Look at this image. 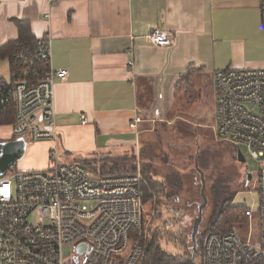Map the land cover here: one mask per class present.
<instances>
[{
  "label": "crops",
  "instance_id": "0c3cea01",
  "mask_svg": "<svg viewBox=\"0 0 264 264\" xmlns=\"http://www.w3.org/2000/svg\"><path fill=\"white\" fill-rule=\"evenodd\" d=\"M259 2L0 0V47L16 42L18 22H27L35 39L49 35L51 68L69 71L55 81L57 138L25 147L30 171L47 170L56 150L61 161L84 162L98 175L127 172L144 134L173 129L175 155L184 154L178 144L196 133L208 138L215 128L207 120L212 109L216 117L215 75L264 70ZM157 28L176 32L172 47L146 41ZM10 69L9 58L0 60V80L10 78ZM137 118V129L130 128Z\"/></svg>",
  "mask_w": 264,
  "mask_h": 264
},
{
  "label": "built area",
  "instance_id": "2783aa9c",
  "mask_svg": "<svg viewBox=\"0 0 264 264\" xmlns=\"http://www.w3.org/2000/svg\"><path fill=\"white\" fill-rule=\"evenodd\" d=\"M259 3L264 27V0ZM175 34L157 28L145 39L170 48ZM51 53L49 35L17 45L12 74L0 80V122L13 114V141L27 145L57 138L55 81L68 78L69 71L53 70ZM128 63L135 65L133 59ZM215 82L217 136L245 147L256 163L263 230L255 245L241 242L236 233L208 234L203 261L264 264V70L220 71ZM87 123L82 116V124ZM140 123L137 118L130 128ZM50 159L47 170L0 177V264H138L143 249L132 234L142 231L145 215L141 172L98 175L80 163L61 161L56 150ZM66 246L73 249L69 257L63 253Z\"/></svg>",
  "mask_w": 264,
  "mask_h": 264
},
{
  "label": "rangeland",
  "instance_id": "374dc122",
  "mask_svg": "<svg viewBox=\"0 0 264 264\" xmlns=\"http://www.w3.org/2000/svg\"><path fill=\"white\" fill-rule=\"evenodd\" d=\"M5 78L8 79L1 77V79ZM207 120L212 123V127H215L211 130L210 136L200 139L198 138L199 133H196L195 137L183 140L185 142L178 146H184V154L180 151L179 155L174 154L175 145L171 133L173 129H167V131L159 129V132L142 135L140 155L137 160H130L126 163L131 171L120 172L122 174L149 171L154 181L161 183H164L167 178L174 181V175L182 180L184 187L178 192V204L174 201V196L167 197L169 191L164 187L154 192L145 203L143 232L146 231L147 235H158L165 229L160 245L170 254L185 255L192 251V229L198 215V205L202 203L201 174L204 180H207L208 186L214 188L213 199L218 198L222 202L230 203L232 207L247 208L252 211L253 216L245 218V221L235 229L241 242L253 245L261 242L263 224L259 213L260 199L255 190L256 163L251 160L246 148L242 147L246 164L253 175L252 181L247 185L246 167L236 158L237 147L217 136V120L213 109L209 112ZM10 138L12 139L10 128L7 126L0 128V140H2L0 145L11 140ZM161 161L164 164H161ZM50 163L49 166H51ZM33 166L29 165L27 156L18 161L15 167L9 169L7 173L11 175L14 171H30ZM196 166L199 172L195 169ZM174 168L179 171L174 173ZM85 204L90 206L89 203ZM209 212V208L204 211V219L198 235L199 244L208 235L205 227ZM63 253L65 257H69L73 253L72 246L64 247Z\"/></svg>",
  "mask_w": 264,
  "mask_h": 264
},
{
  "label": "trees",
  "instance_id": "16d2710c",
  "mask_svg": "<svg viewBox=\"0 0 264 264\" xmlns=\"http://www.w3.org/2000/svg\"><path fill=\"white\" fill-rule=\"evenodd\" d=\"M18 24L20 29L19 39L14 43H9L6 46L0 47V60H5L9 58L11 63V69H10L11 71H13L14 68L13 54L16 50L17 45L20 44L31 45L33 44L34 40H36L31 35L30 25L27 22H18ZM13 123H14V117L12 114V116L10 115V117L6 119L5 122H0V127L7 126L12 130ZM12 141L13 139L8 140V142H12ZM1 142L2 140H0V143ZM79 163L82 164V162ZM82 165L87 167V164H85L84 162ZM195 169L198 171L199 170L198 166H196ZM130 171L131 170H127V172ZM117 174H120V172L116 171L115 169V171H111L108 175H117ZM142 174L144 178V182L141 189L143 192V202H144L143 204H145L146 201L150 199V196H153L154 192H156L157 190L163 187L167 188V190L169 191V195L167 197L172 198L174 196V201H176V204H178L177 203L178 192L179 190H181L182 187H184L182 180L174 182L172 181V179L167 178V180H165L164 183H161V182H155L153 179V175H151L152 173L149 171H142ZM205 184H206L205 196L208 199V205L206 208L210 209L209 212L210 214L206 222L205 232L208 234L209 233L228 234L235 232L237 226L242 224L245 221V218H247L246 212L249 209L247 208L238 209L236 207H232L231 204L228 202L225 201L222 202L218 198L213 199L212 191L214 190V188L212 186L211 187L208 186L207 180L205 181ZM201 197H202V182H201ZM203 219H204V212H203ZM143 231L144 229H142V232L140 231L137 232V234L135 233L132 234L135 240L139 241L143 249V254L138 264H204L203 244L205 238L200 242V244L198 243L196 256L192 258L193 247H192V251L189 253H185V255L184 254L176 255L173 253L170 254V252L162 248L160 244L162 241V237L164 236L165 229L162 230L163 235L162 233H159L158 235L157 234L147 235L146 234L147 232L145 231L144 233Z\"/></svg>",
  "mask_w": 264,
  "mask_h": 264
},
{
  "label": "water",
  "instance_id": "95a60500",
  "mask_svg": "<svg viewBox=\"0 0 264 264\" xmlns=\"http://www.w3.org/2000/svg\"><path fill=\"white\" fill-rule=\"evenodd\" d=\"M25 147L26 145L21 141H12V142H5L4 144L0 145V177H4L9 169H13L15 164L20 161L24 154H25ZM237 154L236 158L239 163L245 164L246 159L243 155V152L240 148L236 149ZM246 176H247V185L253 179V175L250 172V168H246ZM201 182H202V200L203 203L198 205V215L194 221L193 229H192V244L193 247V257L196 256V252L198 249V235L200 233V226L203 221V212L204 209L208 205V199L205 196V180L203 175L201 174Z\"/></svg>",
  "mask_w": 264,
  "mask_h": 264
},
{
  "label": "bare ground",
  "instance_id": "6f19581e",
  "mask_svg": "<svg viewBox=\"0 0 264 264\" xmlns=\"http://www.w3.org/2000/svg\"><path fill=\"white\" fill-rule=\"evenodd\" d=\"M122 174H126V173H122ZM142 174V173H141ZM142 176V175H141ZM143 182H144V178H143ZM143 193V192H142ZM143 199V198H142ZM144 203V202H143ZM144 206H145V204H144ZM248 217V216H247ZM249 218V217H248ZM143 224H144V221H143ZM142 229H143V227H142ZM138 232H140V231H138ZM142 232V231H141ZM232 233H235V232H232ZM210 234V233H209ZM216 234H218V233H216ZM228 234H230V233H228ZM225 235V234H224ZM205 241V240H204ZM193 247H194V245H193ZM203 249H204V244H203ZM203 263H204V261H203Z\"/></svg>",
  "mask_w": 264,
  "mask_h": 264
},
{
  "label": "flooded vegetation",
  "instance_id": "af4514ba",
  "mask_svg": "<svg viewBox=\"0 0 264 264\" xmlns=\"http://www.w3.org/2000/svg\"><path fill=\"white\" fill-rule=\"evenodd\" d=\"M245 159H246V157H245ZM246 163H247V161H246ZM246 163H245V164H242V165H245V167H246V168H248V166H247V164H246Z\"/></svg>",
  "mask_w": 264,
  "mask_h": 264
}]
</instances>
